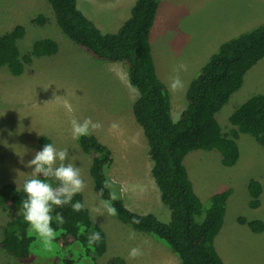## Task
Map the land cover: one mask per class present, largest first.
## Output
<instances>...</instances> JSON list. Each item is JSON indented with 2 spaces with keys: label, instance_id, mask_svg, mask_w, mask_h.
I'll list each match as a JSON object with an SVG mask.
<instances>
[{
  "label": "rangeland",
  "instance_id": "1",
  "mask_svg": "<svg viewBox=\"0 0 264 264\" xmlns=\"http://www.w3.org/2000/svg\"><path fill=\"white\" fill-rule=\"evenodd\" d=\"M132 2L79 0V7L103 31H117L129 16ZM39 14L48 19L46 23L32 21ZM260 23H264V0H159L150 34L158 75L167 86L177 75L185 85L175 92L168 87L174 119L179 118L185 105L189 82L210 55L227 39ZM17 25L26 31L18 41L22 55L31 50L36 40L46 37L57 41L59 51L53 56L34 57L32 72L21 75H13L6 66H0V187L5 183L21 185L31 176L32 169L21 160L33 159L44 146L40 138L45 137L57 149H68L66 163L80 168L85 203L92 218L106 232L107 251L103 255L87 254L79 243L71 247L75 264H105L116 255L126 257L128 264H181L170 248L149 233L134 230L115 215L101 213L96 217L100 202L108 205L93 189L89 173L92 156L71 137L72 118L83 121L90 117L100 122L102 127L91 133L112 151L113 163L108 171L117 177L115 181L124 183L120 188L123 200L131 206L138 203V209H132L137 213L151 212L160 220L169 221L170 209L160 200L159 191L152 190L156 185L150 174L152 160L143 130L132 112L137 92L128 81L125 66L95 60L80 49L57 25L47 0H0V33L10 32ZM180 64L186 65L187 70L176 71ZM263 89L264 58L247 71L242 86L217 113L225 131L233 127L231 114L251 95L264 94ZM238 144L240 156L233 166L224 165L216 149L190 151L184 164L204 207L214 193L232 189L222 226L226 235L216 238V248L221 250L225 263L264 264V231L259 235L249 231L246 235L237 229L242 227L239 216L264 221V146L249 133H240ZM150 178L151 185L147 182ZM250 180L262 185L261 205L257 208L249 206ZM8 219V212L0 208V240L2 225ZM127 230L138 236L148 235L130 239ZM29 232L35 236L30 257L18 260L0 248V264H66L68 250L59 248L55 241L51 250H45L39 237L30 229ZM133 247H140L143 255L130 259L128 253Z\"/></svg>",
  "mask_w": 264,
  "mask_h": 264
},
{
  "label": "trees",
  "instance_id": "2",
  "mask_svg": "<svg viewBox=\"0 0 264 264\" xmlns=\"http://www.w3.org/2000/svg\"><path fill=\"white\" fill-rule=\"evenodd\" d=\"M54 19L63 33L93 59L101 62L122 63L128 81L136 89L132 112L141 126L152 160L151 174L160 192L162 203L170 209L169 221H162L151 212L137 213L125 204L118 183L112 181L109 167L113 163L110 147L94 134L78 140L83 152L92 156L89 173L97 196L115 208V216L134 230L149 233L162 242L178 257L181 264H226L216 248V237L223 223L227 200L232 189L214 193L204 207L194 190L184 164L186 155L196 149H216L222 163L233 166L239 156L240 133H249L264 146V94L251 95L230 116L233 127L225 131L217 113L243 84L245 74L264 58V23L253 26L219 45L189 82L185 105L178 119L172 115L170 90L158 75L151 45V30L157 16L159 0H134L130 14L117 31H103L79 7V0H47ZM81 1V0H80ZM48 19L39 14L32 21L39 24ZM25 28L17 25L7 33H0V66H6L13 75L32 72L34 57L53 56L59 44L52 38L36 40L30 51L21 54L18 41ZM42 144L50 143L45 137ZM29 178V177H28ZM42 178V177H41ZM25 181V180H24ZM21 185L5 183L0 187V208L8 212L9 219L2 225L0 248L18 260L28 259L35 236L22 215L21 202L26 198ZM108 182L110 187H105ZM53 187L58 182L51 181ZM113 188V189H112ZM249 206L261 205L262 185L256 180L248 184ZM118 192L112 200L110 193ZM80 202L83 208L74 211L71 204L55 207L52 227L59 248L68 250L66 264H75L70 250L75 243L96 256L107 251L104 229L95 221L85 203L83 193H77L72 203ZM59 213L64 223L58 225ZM137 219L140 223H133ZM240 224L259 234L264 231V221L238 217ZM99 233V243L90 237ZM105 264H127L122 256H112Z\"/></svg>",
  "mask_w": 264,
  "mask_h": 264
},
{
  "label": "clouds",
  "instance_id": "3",
  "mask_svg": "<svg viewBox=\"0 0 264 264\" xmlns=\"http://www.w3.org/2000/svg\"><path fill=\"white\" fill-rule=\"evenodd\" d=\"M175 70H187V66L180 64ZM184 86V82L178 75L173 77L168 85L174 92L183 89ZM70 126L73 140L86 137L90 135L91 131L102 127L100 122H94L90 117L83 121L72 118ZM113 127L116 125L113 124ZM68 159L67 148L57 149L54 144L46 143L42 150L36 151L33 159L27 162L21 160L25 167L32 169L31 176L25 179L22 188L26 194V198L21 202L22 215L30 230L39 237L45 250H51L52 242L56 237V232L52 227L53 216L51 214L54 206L63 207L71 204L73 210L77 212L83 208V205L78 201L73 204L72 198L84 190L85 182L81 177L80 168L73 163H66ZM51 181L58 182V186L53 187ZM105 187H110V184L106 182ZM110 196L112 200L117 199L114 191L110 193ZM107 212L110 215L116 214L115 208L111 206H107ZM55 222L58 225L63 224V216L57 213ZM133 223H140V221L134 219ZM129 238L134 239L135 232H130ZM100 240L101 236L98 232L90 237L91 243H99ZM142 255L143 251L140 247H133L128 253L130 259Z\"/></svg>",
  "mask_w": 264,
  "mask_h": 264
},
{
  "label": "crops",
  "instance_id": "4",
  "mask_svg": "<svg viewBox=\"0 0 264 264\" xmlns=\"http://www.w3.org/2000/svg\"><path fill=\"white\" fill-rule=\"evenodd\" d=\"M134 1V0H133ZM253 27V26H252ZM252 27H250V28H252ZM249 28V29H250ZM234 36H236V35H234ZM234 36H232V37H234ZM230 39V38H229ZM228 40V39H227ZM263 91H264V89H263ZM112 166V165H111ZM152 168V167H151ZM150 174H151V172H150ZM149 174V175H150ZM109 175H110V177H111V179H112V181H114V182H116V183H118L119 184V186H120V188H121V186L122 185H124V183L122 182V181H115V179L117 178L116 176H114V175H112L111 174V171H109ZM151 180H149L148 179V181H147V179H145L149 184L150 183H153V181H152V178H150ZM143 183V182H142ZM151 185V184H150ZM154 186L152 187V190H155L156 192L157 191H159L158 190V188H156L157 187V185H155V184H153ZM150 190H147V192H149ZM159 195H160V192H159ZM131 196V195H130ZM148 196H150V194L148 195ZM132 197V196H131ZM132 198H134V197H132ZM137 198V197H136ZM138 198H140V192H138ZM142 198V197H141ZM94 199V201H95V198H93ZM135 199V198H134ZM161 200V199H160ZM125 201V204L127 205V207H129L131 210L132 209H135V210H137L138 208V206H139V204L137 203V204H133V206H131L130 204H128L127 202H126V200H124ZM96 202H98V200L96 199ZM101 203V206H100V208L98 209L100 212L98 213V214H96V217H98L99 218V215H101V213L102 214H108V212H107V206H105V204H102V202H100ZM136 207V208H135ZM139 213H144V212H139ZM102 216V215H101ZM92 217H93V215H92ZM97 222L99 223V221L97 220ZM239 223V222H238ZM240 224V223H239ZM242 225V227L241 228H237V229H239V230H241L243 233H245L246 235H248V234H250L249 233V231L252 233V234H255V233H253L251 230H250V228L248 227V226H245L244 224H241ZM101 226V225H100ZM246 227H248V228H246ZM249 229V230H248ZM129 233H130V231L129 230H127ZM221 232H220V234H218L217 235V237H220L221 235H223V234H225L224 233V231H225V229L222 227L221 228V230H220ZM248 233V234H247ZM135 235H137V234H135ZM148 234H145V233H142L141 234V236H147ZM226 235V234H225ZM256 235V234H255ZM257 235H259V234H257ZM138 236V235H137ZM141 236H138L139 237V239L141 238ZM216 237V238H217ZM151 241L152 242H155V240L152 238L151 239ZM229 243V242H228ZM227 243V246L230 248V245ZM108 245H109V242H108ZM222 247V246H221ZM220 247V248H221ZM218 251H219V253H220V255L222 256V258H223V260H225L224 259V257H223V255H222V253H221V250L218 248L217 249ZM122 257H124V256H122ZM125 258V260L127 261L128 259L126 258V257H124ZM128 264V263H127Z\"/></svg>",
  "mask_w": 264,
  "mask_h": 264
}]
</instances>
